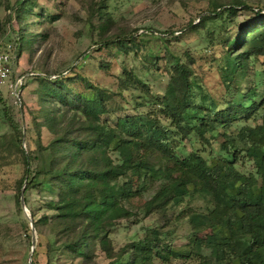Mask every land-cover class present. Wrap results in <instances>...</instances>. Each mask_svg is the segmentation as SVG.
Masks as SVG:
<instances>
[{
    "label": "trees",
    "instance_id": "1",
    "mask_svg": "<svg viewBox=\"0 0 264 264\" xmlns=\"http://www.w3.org/2000/svg\"><path fill=\"white\" fill-rule=\"evenodd\" d=\"M15 6L20 23L24 3L16 0ZM222 7L215 6L201 22L217 15ZM228 8L235 13V7ZM255 15L256 21L244 24L236 36L222 43L226 56L235 62L234 72L244 73L250 62L264 65V13L256 11ZM100 29H106L104 23ZM130 39L118 36L101 47L114 43L118 51L128 53ZM20 41L15 56L23 37ZM167 54L171 65L167 93L144 102L155 108L122 116L114 126L98 120L108 99L105 92L85 81L81 90L75 91V80L70 77H39L36 93L41 104L55 97L63 106L79 108L65 117L43 107L41 126L58 138L37 145L29 156L20 149L22 177L14 195L17 209L21 193L26 206L25 192L57 189L55 200H43L45 213L36 220L28 210L37 239L42 240L36 245L44 249L42 264H52L62 255L69 257L67 264H95L96 244L107 243L111 228L133 216L123 202L143 194L148 195L140 207L144 216L163 212L168 204L176 206L185 199L201 201V209L187 210L191 228L188 249H174L167 233L151 229L116 252L105 250L106 264H152L153 259L161 263L264 264V70L252 71L253 80L244 92L236 91L220 103L210 98L209 108L202 112L201 106L193 105L191 57L185 53L182 61ZM126 76L130 81L131 75ZM191 110H199L201 115H195L194 124L188 126L184 117ZM259 113L257 123H247ZM10 127L20 144V131L12 122ZM177 133L190 138L192 145L199 140L207 150H215L216 156L184 149L183 139L173 136ZM217 135L219 142L215 141ZM108 152L115 155V162ZM37 159L40 164L32 170L30 161ZM77 187L83 204L79 215L68 210L67 197L68 190ZM203 229L208 234L199 242L197 232ZM37 256L33 248L31 264H39Z\"/></svg>",
    "mask_w": 264,
    "mask_h": 264
},
{
    "label": "rangeland",
    "instance_id": "2",
    "mask_svg": "<svg viewBox=\"0 0 264 264\" xmlns=\"http://www.w3.org/2000/svg\"><path fill=\"white\" fill-rule=\"evenodd\" d=\"M15 1L0 0V50L8 49L11 57L14 56L11 72L0 84V264H31L33 248L38 253L37 262L42 264L44 249L36 246L42 240L37 239L28 210L36 220L45 213L43 200H55L57 189L29 190L24 193L25 211L20 204L17 209L14 195L22 177L20 149L29 156L37 145L58 138L41 126L43 107L64 113L65 117L79 112V108L76 105L63 106L55 97H48L47 103L41 104L36 93L39 77L48 76L51 80L57 76L70 77L75 80L73 86L76 89L72 88L75 91L81 90L85 81L105 92L108 99L103 103L104 112L98 120L114 126L122 116L155 108V105L149 107L144 102L148 98L151 102L156 100L169 89L171 65L167 53L182 61L186 53L192 60L189 67L192 71L191 92L195 98L193 105L201 106L205 112L210 98L220 103L236 91L244 92L253 80L252 71L264 70V65L259 62H250L244 73L234 72L235 62L232 56H226L222 44L236 36L244 24L256 21V11L264 13V0H20L24 3L20 23L16 21ZM219 5L223 7L217 15L201 22L205 14ZM229 6L235 7V13L229 12ZM103 23L106 26L104 31L100 29ZM118 36L132 37V43L126 47L128 53L118 51L114 43L101 47ZM22 37L19 54L15 56ZM126 74L131 75L130 81ZM17 79H20V85L12 94L9 84ZM254 79L255 84L258 74ZM59 113L57 117L61 121ZM195 115L200 116L201 112L191 110L188 117H184L188 126L194 124ZM259 116L260 113L251 117L247 123H257ZM83 118L82 115L79 120ZM10 122L20 131V144ZM182 131L185 132L184 125ZM173 136L177 140L183 139L179 133ZM215 141H220L218 135ZM183 144L184 149L192 148L202 156H216L215 150H207L199 140L192 145L190 138L183 139ZM108 156L116 161L114 154L108 152ZM37 160L30 161L32 170L40 164L41 160ZM67 197L68 210L79 215L83 206L81 189L68 190ZM147 199L148 195L143 194L123 202L133 216L111 228L107 243L96 244L95 264L107 263L103 255L105 250L116 252L151 229L167 233L174 249H188L187 237L191 228L187 210L201 209V201L185 199L176 206L168 204L163 212L144 216L140 207ZM42 231L48 235L46 230ZM207 234L206 229L198 231L199 242ZM68 262L69 257L62 255L52 264ZM152 264L193 263L179 260L161 263L153 259Z\"/></svg>",
    "mask_w": 264,
    "mask_h": 264
},
{
    "label": "built area",
    "instance_id": "3",
    "mask_svg": "<svg viewBox=\"0 0 264 264\" xmlns=\"http://www.w3.org/2000/svg\"><path fill=\"white\" fill-rule=\"evenodd\" d=\"M13 57H11L8 49L0 50V84L3 83L11 72ZM17 85H20V79L14 81L13 84H9L12 94L16 93Z\"/></svg>",
    "mask_w": 264,
    "mask_h": 264
},
{
    "label": "water",
    "instance_id": "4",
    "mask_svg": "<svg viewBox=\"0 0 264 264\" xmlns=\"http://www.w3.org/2000/svg\"><path fill=\"white\" fill-rule=\"evenodd\" d=\"M21 192H22V190H21ZM21 194H20V197H19V204H20L21 208L23 209V211H25V207H24V204H23V200H22ZM31 229H32V227H31ZM31 246H33V239L31 240Z\"/></svg>",
    "mask_w": 264,
    "mask_h": 264
}]
</instances>
